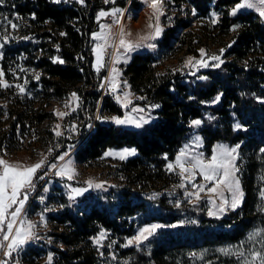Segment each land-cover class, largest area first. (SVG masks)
<instances>
[{
    "label": "trees",
    "instance_id": "16d2710c",
    "mask_svg": "<svg viewBox=\"0 0 264 264\" xmlns=\"http://www.w3.org/2000/svg\"><path fill=\"white\" fill-rule=\"evenodd\" d=\"M168 2L184 16L176 14L166 24L156 41L157 50L168 51L171 57L183 49L187 54L198 53L202 44L198 36L192 37L193 12L195 18L216 20L212 27L222 37L221 60L231 59L222 60L218 68L190 74L176 69L161 71L152 52H135L122 72L129 90L143 98L141 104L159 105L152 110L154 120L136 129L93 122L102 78H94L92 34L98 31L97 14L108 9L102 0H84L83 4L76 0L0 3V43L8 37L0 49V71L12 85L0 87V114H7L8 124L0 133V146L12 149L24 130L39 127L48 119L43 102L62 101L76 93L81 113L90 105L92 114L87 126L76 132L72 155L77 162L99 160L112 148L136 150V155L117 165L113 172L117 183L96 195L74 198L70 205L69 198L57 192L61 186H55L57 191L51 188L47 200L63 205L61 211L49 214L57 224L52 241L58 247H49L52 264H104L119 255L129 260L125 264H204L206 258L214 257L218 264H238L237 255H224L220 249L235 252L237 248L262 247L260 237L253 242L247 237L264 228V198L260 196L264 191V152L260 151L264 148V22L252 10L230 15L240 0ZM115 4L126 6V2ZM9 21L17 25L15 30ZM233 25L239 27L231 34ZM56 58L64 63H54ZM202 76L208 79H200ZM17 84L24 86V93L15 87ZM101 111L103 116L106 112L123 114L108 92L102 96ZM196 119L202 123L194 127L191 122ZM237 124L241 127L236 128ZM194 133L200 135L207 153L219 142L239 145L237 167L244 200L239 209L221 218L208 216L199 205H182L169 212L171 206L163 196L167 187L179 181L167 170V161ZM45 187V183L39 184L24 215L31 217L36 209L43 211V205L34 198ZM156 209L158 213L152 212ZM148 224L164 227L148 238L145 250L124 247L139 227ZM101 233L105 238L97 244ZM25 250L22 261L26 264H34L33 260L45 252L32 243Z\"/></svg>",
    "mask_w": 264,
    "mask_h": 264
},
{
    "label": "rangeland",
    "instance_id": "374dc122",
    "mask_svg": "<svg viewBox=\"0 0 264 264\" xmlns=\"http://www.w3.org/2000/svg\"><path fill=\"white\" fill-rule=\"evenodd\" d=\"M78 1V0H76ZM103 4L108 6V9H104L102 11L105 12H111L113 8H120L124 11L123 16L121 17V25L124 27L125 31L127 33H130V35L127 37L128 39L132 41L138 40L140 36L146 35L150 29L148 27L149 23H154V20L149 19V17L152 15V9H150L147 6V3L145 0H132L133 3L130 4L131 0H108L106 3L105 0H102ZM126 2V6L124 8L119 7L116 5V2ZM169 0H165L164 7H163V12L164 14L160 17V26L165 28L167 26L166 24L170 23L171 18L174 15H178L179 17H183L184 14L182 15L180 11L176 7H172L171 4L168 2ZM138 7V9H137ZM192 10V9H191ZM248 10V9H245ZM243 11V10H242ZM253 11V10H252ZM101 12V11H100ZM99 12V13H100ZM255 12V11H254ZM98 13V14H99ZM256 13V12H255ZM97 14V17H98ZM258 14V13H256ZM190 15L193 17L191 20L192 23V29H193V35L192 37L195 38L198 36L201 40V47L200 49H204L206 55L204 57H201L200 55V50L196 55L193 54H187L184 49L180 51L178 54L174 56H169L168 51H164L163 49H156V41L160 38V36L152 41H148L146 43H153L155 44V48H148V47H141L131 53L126 54V56H121L119 59V62H115V54L117 52V49L114 47H109L107 49V52L104 57V67L100 69L99 72L96 71V77H94L96 80L99 78L101 79V83L103 84L104 87H101V98L98 103V107L96 109V112L93 116V122L96 121V117L98 115H102V96L104 93L108 92L114 98L118 95L121 97V100H123V94L125 92L130 93V100L131 104H129L128 108L122 107L121 103H118L116 98L115 101L117 105L122 108L123 114L122 116H117L114 114H110L108 112L105 113L103 116L105 119L103 122L109 123V124H115L112 122L111 118L112 117H119L121 119L124 118L126 114L131 115L133 117L143 115L146 118L151 117L150 121L154 120L155 115H153V109H158L157 108H152V106H146L141 104V100L143 99L142 97L135 96L130 90L128 83L126 79L123 76V68L124 66L129 62L131 56L138 51H150L154 54L156 58V62L159 63L160 65L158 67L159 70L161 71H166L167 69H176V70H182L184 72H189L190 74H193L194 72H198L199 70L203 69H208V68H213V67H207V68H201L198 65L195 64L196 60L200 59H205L208 60L209 65L216 63V61H212L209 59L212 55H218L220 56L221 49L223 48L220 46V39L222 38L221 35H218L219 32L218 30H214L212 25L214 24L212 21V17H210L211 21L208 20L207 18L202 19V18H195L193 16V12L190 13ZM99 23L98 31H100V25L101 24H112L113 17L112 16H105L101 17L99 20L97 19ZM213 23V24H212ZM121 25H113L112 31L114 34V41L116 44L119 42V28ZM237 25H233L230 28L231 34L236 33L238 27ZM235 28V30H233ZM95 32V33H97ZM190 40V38H187ZM227 40V39H225ZM99 41L93 40V48L96 43ZM187 42V41H186ZM92 48V49H93ZM121 52L123 51L122 49L120 50ZM94 55V65L96 62V57ZM189 58L193 59V62L191 64L187 63ZM221 59V57H220ZM231 57H223V61L230 60ZM115 67L119 73L117 76V83L120 85L119 89L115 94L111 93L108 87V80L110 79L112 75V68ZM95 68V67H94ZM94 72V74H95ZM104 74V76H102ZM98 76V77H97ZM127 86H125V83ZM70 97L62 100V101H52V102H43L41 104L44 109L49 112V117L48 119L39 127H30L24 130L22 135L20 134L18 136L17 143L19 144V147L17 148V143L13 144V148L7 150L5 145L2 144L0 146V157L8 160L9 162H21L25 165H31L36 162H38L41 158H45V165L41 169L37 171L36 177L34 178V188L31 190H28V200L26 201L24 205L23 212L21 214V218H26L29 221L34 222L37 227L34 229L36 236L39 237V239H33L27 244H25L21 250L13 252L11 257H5L3 254V250H0V260H7L8 264H26L22 260H24L23 255L27 252L25 249L29 244H34L38 248H41L45 250L41 254L40 257L37 259H34L33 262L34 264H47V256L49 253L52 254L51 250H49V247L51 245L58 247L54 241V236L52 235L54 232H56V222L52 221V219L49 218V214H52L56 211H61L63 208V205L61 204H56L54 199L47 200L50 197V190L51 188L55 189V186H61V190L56 191L59 193H63L66 197L69 198V195L72 194L71 190L73 188H87L88 190L83 193V195L80 196H75V198L82 197L84 195H88L89 193H92L93 195H96L97 193L101 192L102 188L111 186L116 184L118 181L115 178L118 179L116 176L117 174H113L115 171L117 165H119L121 162L124 160H120L118 157L115 156H105V153L108 152L109 150L113 152H120L124 149H129L133 150L134 148H127V147H121V148H112L107 150L102 157L99 160L92 161L89 163H81L77 162L75 158L73 157V152H74V142L77 136V129H81L87 126V122L92 116L90 112V105H86L83 110V113H81V101L79 99L78 102L75 101H70ZM69 103V107H65V103ZM77 103L79 106L77 107ZM142 108L144 109V112L142 113H136L132 112V108ZM75 108V111L72 109ZM0 111H2L0 109ZM66 112L68 113L65 115L63 118H60L56 115V112ZM93 122L90 124L91 126L89 127V130L91 129ZM7 119L5 116L0 114V133L3 129L7 127ZM56 125H59L58 131L62 133V135L57 136L56 135ZM122 127L130 128V129H136L133 125H120ZM73 127H75V131H73ZM199 138V142L197 143V139ZM218 145H224L227 147H235L233 145H229L226 143L219 142L213 146L211 151L207 153L204 149L203 141L198 133H194L191 138L186 142L178 151L176 156L181 152V150H187L190 155H196L202 153L204 158H210L214 148H216ZM3 147V148H1ZM17 148V149H15ZM135 150V149H134ZM67 153L65 156V159L63 161L59 160L58 157L61 155H64ZM136 155V150L135 154ZM134 155L128 156L132 157ZM176 156L172 159L167 161L168 163H174ZM127 157V158H128ZM126 158V159H127ZM125 159V160H126ZM237 159H238V150H237ZM68 161H71V167L74 169V175L72 179H68L66 176L65 177H60L56 176L55 172L58 170L59 166L67 163ZM51 164H56L57 168L53 169L50 168ZM236 165H237V160H236ZM179 169L176 171H171L179 181H177V184H172L169 187L165 189V194L163 195L166 198L167 203L171 206L169 210L172 211L176 208H178L176 205L179 204V207L184 205V206H193V205H199L200 208L204 209L206 214L208 211L211 209L215 211L216 209L213 207L211 203H209V199L211 198L212 200L215 201L216 205H219L220 203V197L215 194H211L207 192V189L204 192L200 193L201 199L199 201L195 200V197H186L185 193L189 192H195L196 189L193 187V184H199V183H205L203 181V178L197 174L195 180L193 181V184L187 183V181H182L180 176L178 175ZM43 176V179H40V177ZM238 176V173H237ZM239 178V176H238ZM88 180H92L94 184H102L103 187L101 188H95V187H88V184L86 183ZM240 180V178H239ZM185 184L184 188H181L179 185L181 183ZM46 184L45 189L47 191H42V193H39L34 200H37L40 202V204L43 205V211H36L33 213L31 217L24 215V212L29 204V202L33 199L35 194L38 191L39 184ZM208 187H211V184L207 185ZM240 187L241 190L243 191L242 184L240 182ZM224 191V196L227 197L230 201L231 196L230 193H228L226 190ZM244 193V191H243ZM74 195V194H73ZM244 200V196H243ZM243 203V201H242ZM241 203V205H242ZM69 204L71 205V200L69 199ZM241 205L236 208L235 210L239 209ZM30 208V207H29ZM230 207L228 208L227 211H225L223 214L219 215V218L225 216L227 213H230L232 211ZM154 213H158V209L152 210ZM41 215L44 217V221L46 222V227L44 224L41 223ZM208 215V214H207ZM209 216V215H208ZM210 217H215L217 216H210ZM152 224H148L145 226H141L137 229L134 237L138 235L139 230L148 227ZM132 237L131 239H133ZM151 237V236H150ZM149 237V238H150ZM103 238H101V241H103ZM130 240V239H129ZM148 240V239H147ZM147 240H144L140 245L133 244L132 246H135L139 250H145L147 246L145 245ZM245 246H248L246 243ZM53 256V255H52ZM208 261L204 264H218L217 263V258H206ZM129 260L123 255H119L116 257L115 260H108L105 261L104 264H125ZM151 264V262L147 263Z\"/></svg>",
    "mask_w": 264,
    "mask_h": 264
},
{
    "label": "snow or ice",
    "instance_id": "6c2138e0",
    "mask_svg": "<svg viewBox=\"0 0 264 264\" xmlns=\"http://www.w3.org/2000/svg\"><path fill=\"white\" fill-rule=\"evenodd\" d=\"M54 3H61L62 0H53ZM79 3L83 4L84 0H78ZM107 3L108 0H105ZM147 6L152 9V15L149 17L150 21L154 20V23H149L148 27L150 31L143 36H140L138 40L132 41L127 37L130 33H127L124 27L121 25V17L124 14V11L120 8H113L112 11L105 12L101 11L98 14L97 19L99 20L101 17L112 16L113 21L112 24H101L100 31L92 34V39L95 41H99L95 44L92 49L93 53L96 57L95 69L97 72L100 71L102 67H104V57L109 47H114L117 49L115 54V62H119L120 57L126 56V54L131 53L141 47L155 48V44L146 43L148 41H152L157 39L163 32V28L160 26V17L164 14L163 7L165 0H145ZM0 3H3V0H0ZM253 10L258 13L261 22H264V0H240V2L236 3L235 6L231 9L230 15L236 16L242 10ZM215 15V14H213ZM216 22L215 19L212 21ZM9 26L15 30L17 25L8 22ZM113 25H121L119 28V42L115 43L113 37ZM236 27H239L238 25ZM235 30V28H233ZM63 35V33H61ZM8 37H4V42L0 43V49L4 47V43H7ZM123 50L122 52L120 50ZM224 49H221V55L223 54ZM201 57L206 55L204 49H200ZM3 57V53L0 52V58ZM210 60L216 61V63L209 65L208 60L200 59L196 60L195 64L201 68L207 67H220V64L223 61L220 59L218 55H212L209 57ZM54 63H64L63 60L56 58L53 60ZM193 62L192 58H189L187 63L191 64ZM119 75L117 69L115 67L112 68V75L108 80V87L111 93L115 94L119 89L120 85L117 83V76ZM4 73L0 71V87L9 88L12 87L9 83H7L3 79ZM36 79H39V75L36 76ZM202 80L208 79L206 76L200 77ZM27 83V81H25ZM125 86H127L126 82ZM20 93L25 92V88L22 85L17 84L15 86ZM101 87H104L101 84ZM130 93L125 92L123 94V100H121L120 96H116V100L118 103H121L122 107L128 108L129 104H131ZM220 99L219 96L216 97V101ZM70 101H79V97L76 93H72L70 97ZM264 102V101H262ZM79 104L77 103V107ZM65 107H69V103H65ZM159 105H152V108H157ZM75 111V108L72 109ZM132 112L142 113L144 109L142 108H132ZM68 113L57 111L56 115L60 118H63ZM7 114H5L6 117ZM97 120L103 121L105 118L98 115L96 117ZM112 122L116 125H133L136 128H142L144 125L148 124L151 120V117L146 118L143 115H139L133 117L131 115L126 114L123 119L119 117H112ZM202 123L201 120L196 119L191 122L194 127L199 126ZM91 125H89L90 127ZM59 125H56V135L60 136L62 133L58 131ZM239 124L236 125V128H240ZM75 127H73V131H75ZM197 143L199 142V138L197 137ZM239 145L235 147H227L224 145H218L214 148L210 158H204L203 154L190 155L189 152L185 150H181V152L176 156L174 163L167 164L168 171H178V175L180 176L182 181H187L189 184H193V181L196 178V175L199 174L205 183L193 184V187L196 189L195 192L189 193L186 192V197H195L196 201L201 199L200 193L204 192L207 189L208 193L218 195L220 197L219 205H216L215 201L211 198L209 199V203L213 205L216 209L215 211L209 210V216H217L223 214L230 207L232 210L238 208L242 201L244 193L240 187V180L237 176L239 168L236 165L237 160V150ZM261 152H264V148L260 149ZM135 150L124 149L120 152H113L109 150L105 153V156H115L120 160H125L128 156L134 155ZM61 155L58 157L59 160L63 161L65 156ZM71 161L59 166L58 170L55 172L56 176L67 177L69 180L73 178L74 169L71 167ZM45 158H41L38 162L25 165L21 162H9L8 160L0 157V250H3V254L5 257H11L13 252L19 251L22 247L30 242L33 239H39L36 236L34 229L37 225L27 220L26 218H21V214L24 209V205L28 200V190L34 188V178L36 177L37 171L44 167ZM50 168H57L56 164H51ZM43 179V176L40 177ZM88 187L101 188L102 184H94L92 180H88L86 182ZM211 184V187L207 185ZM181 188L185 187V184L182 182L179 185ZM87 188H73L69 195V199L73 200L75 196L83 195ZM226 190L230 193L231 199L224 196V191ZM47 191V189H45ZM74 194V195H73ZM260 196L264 198V191L260 192ZM179 207V204L176 205ZM264 210V209H262ZM41 223L46 227V222L44 221L43 215H41ZM164 227L159 224H152L148 227H144L139 230L138 235H136L133 239L128 240L127 244L124 247H128L130 245L136 244L140 245L144 240H147L150 236H152L157 229ZM170 227H176V225H171ZM104 233L100 234V237L96 239V243H100V239L103 238ZM260 237V243L262 245L259 249H246L241 251L240 248H237L235 252L232 249H220V251L224 255H237L240 259L238 264H264V228L256 229L252 231L247 240L249 242H253ZM242 247V245H241ZM53 256L51 253L47 256V264H52ZM0 264H8L7 260H0Z\"/></svg>",
    "mask_w": 264,
    "mask_h": 264
},
{
    "label": "built area",
    "instance_id": "2783aa9c",
    "mask_svg": "<svg viewBox=\"0 0 264 264\" xmlns=\"http://www.w3.org/2000/svg\"><path fill=\"white\" fill-rule=\"evenodd\" d=\"M95 74H96V72H95ZM96 77V76H95Z\"/></svg>",
    "mask_w": 264,
    "mask_h": 264
}]
</instances>
